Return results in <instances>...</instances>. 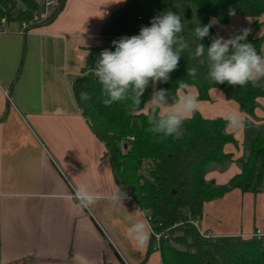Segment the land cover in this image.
<instances>
[{
    "label": "crops",
    "instance_id": "0c3cea01",
    "mask_svg": "<svg viewBox=\"0 0 264 264\" xmlns=\"http://www.w3.org/2000/svg\"><path fill=\"white\" fill-rule=\"evenodd\" d=\"M45 1L35 0L39 8ZM129 9L130 0H67L52 20L24 36L20 22L0 31V264H163L154 245L147 255L151 230L142 249L126 237L129 213L147 219L134 200L118 207L102 200L88 210L72 197L71 185L88 183L107 191L113 181L117 184L107 150L77 105L72 83L89 49L109 44L114 36L139 34V27L122 22ZM253 20L238 16L222 26L210 19L225 39L250 30ZM257 36H264V25ZM186 93L197 96L193 87L179 95ZM197 111L210 119L237 111L244 119L238 131L228 128L239 145L225 146L231 161L213 164L206 173L207 182L227 185L241 173L250 143L259 136L249 140L247 131L264 125V97L249 116L213 89ZM199 225L213 238L264 232V190L233 189L205 203Z\"/></svg>",
    "mask_w": 264,
    "mask_h": 264
},
{
    "label": "trees",
    "instance_id": "16d2710c",
    "mask_svg": "<svg viewBox=\"0 0 264 264\" xmlns=\"http://www.w3.org/2000/svg\"><path fill=\"white\" fill-rule=\"evenodd\" d=\"M66 1L58 2L48 21L63 10ZM150 1L151 11L145 20L146 26H150L154 12L160 15L172 5H178L182 10L183 35L189 49L182 52L178 68L170 74L169 82L150 84L141 98L139 114L135 116L128 114L129 100L104 106L100 100L101 85L92 70L103 50H115L113 40L131 37L114 36L109 44L89 49L86 65L72 83L76 103L95 136L104 144L117 184L132 195L138 207L155 225H160V231L169 233L171 242L162 240L160 246L163 264H264L263 241L241 236L206 238L186 222L188 213L193 218H201L205 203L221 198L233 189L245 193L264 190V137L257 136L250 143L248 157L241 162V173L227 185L215 186L206 181L209 167L231 161L232 154L225 152L226 145L239 148L234 136L228 132L224 118H205L196 111L184 122L179 137L165 140L146 131V113L149 111L146 102L158 89L169 91L170 103L180 91L190 87L197 90L199 101H209L210 91L217 89L227 100L237 103L242 112L249 116L255 114L258 99L264 97V79L257 87L251 83L244 87H232L226 82L215 84L208 75L206 55V62L201 65L194 52L199 43L210 46L211 39L218 34L212 26L209 36L199 41L194 30L199 25L209 24L211 18L222 26L238 16L252 18L247 42L252 43L258 54L264 55V36H257L264 25L259 21L264 15V0ZM230 8L235 9L234 16L229 15ZM39 9L35 0H0V24L2 19L9 24L31 21L33 13ZM121 18L122 22L131 23L134 27L143 20L129 13ZM192 68L196 69L195 76L187 74V69ZM20 73L21 68L17 78ZM82 91L87 92L91 99L82 101ZM151 240L147 255L153 249L154 239Z\"/></svg>",
    "mask_w": 264,
    "mask_h": 264
},
{
    "label": "clouds",
    "instance_id": "9594fccd",
    "mask_svg": "<svg viewBox=\"0 0 264 264\" xmlns=\"http://www.w3.org/2000/svg\"><path fill=\"white\" fill-rule=\"evenodd\" d=\"M229 15L234 16L235 9L230 8ZM213 22L195 28L197 40L202 41L209 36ZM183 32L181 17L168 10L153 17L150 26H142L139 34L113 40L115 50H103L92 70L101 85L102 104L107 107L129 100L128 114H139L141 98L148 86L169 82L170 74L178 68L182 52L189 49ZM249 32V29H243L240 34L227 39L217 35L208 47L203 43L197 44L194 56L200 58L201 65L207 61L209 78L215 84L226 82L232 87H244L251 83L257 87L264 79V55L258 54L252 43L247 42ZM187 74L195 76L196 69H187ZM80 99L88 101L91 97L82 91ZM198 103V97L191 93L179 95L170 103L167 89L154 90L146 102L149 106L146 131L158 135L160 140L179 137L184 122L197 111ZM225 121L226 127L233 131H238L245 123L237 111L228 112ZM107 171L111 174L110 169ZM73 195L83 209H89L102 200L118 207L131 199L115 181L107 191H97L88 183H80L73 188ZM125 219L126 237L142 249L150 239L149 221L135 212L129 213Z\"/></svg>",
    "mask_w": 264,
    "mask_h": 264
},
{
    "label": "built area",
    "instance_id": "2783aa9c",
    "mask_svg": "<svg viewBox=\"0 0 264 264\" xmlns=\"http://www.w3.org/2000/svg\"><path fill=\"white\" fill-rule=\"evenodd\" d=\"M57 6H58V2L56 0H46L43 7L41 8V9H43V12L40 15L39 14L34 15L33 19L31 21L20 22L21 29H20L19 33L24 36L27 33H29L33 28H35V27H33L34 25H36V24L41 25V24H45L46 22H48V18H49L48 16H49L50 12H52ZM6 25H7L6 20L2 19L1 24H0V31H6ZM6 96L9 100V102L11 104H13V101H12L8 92L6 93ZM71 188L73 191L74 187L72 185H71ZM128 196L131 197V200H134L131 194H128ZM72 197H74V195H72ZM146 218L151 225V227H150L151 237L154 239L155 249L160 251V246H161L162 240H166V241L171 242L169 233L160 231V225H155L152 222L151 218L147 214H146ZM186 222L192 224L203 237H206V238L212 237L210 234H206V233L201 231L200 225H199V218H193L192 215L190 213H188ZM251 238H255L258 241L264 242V232L261 229H256L253 232V234L251 235Z\"/></svg>",
    "mask_w": 264,
    "mask_h": 264
},
{
    "label": "rangeland",
    "instance_id": "374dc122",
    "mask_svg": "<svg viewBox=\"0 0 264 264\" xmlns=\"http://www.w3.org/2000/svg\"><path fill=\"white\" fill-rule=\"evenodd\" d=\"M169 10L175 12L180 17H182V10L178 5H172L169 8ZM150 11H151V1L150 0H130L129 14L132 16H135V17L141 16L143 19L142 21H140L138 23L137 27H139V29H141L142 26H146L145 20L148 18ZM42 12H43V9L40 8L37 12L33 13V16L36 14L40 15ZM52 12H50V14L48 16L49 18L51 17ZM157 15H159L158 12H154L152 15V18L157 16ZM49 18H48V20H49ZM131 28H130L129 32H131V33L136 32L135 29H131ZM136 29H138V28H136ZM255 134L264 137V125L259 126V127H254V126L252 127V125H251V129L247 131L248 139L251 140L253 135H255Z\"/></svg>",
    "mask_w": 264,
    "mask_h": 264
},
{
    "label": "water",
    "instance_id": "95a60500",
    "mask_svg": "<svg viewBox=\"0 0 264 264\" xmlns=\"http://www.w3.org/2000/svg\"><path fill=\"white\" fill-rule=\"evenodd\" d=\"M124 148H127V146L125 145Z\"/></svg>",
    "mask_w": 264,
    "mask_h": 264
}]
</instances>
